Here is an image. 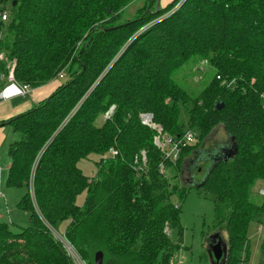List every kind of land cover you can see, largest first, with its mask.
<instances>
[{"label": "trees", "instance_id": "obj_1", "mask_svg": "<svg viewBox=\"0 0 264 264\" xmlns=\"http://www.w3.org/2000/svg\"><path fill=\"white\" fill-rule=\"evenodd\" d=\"M7 1L0 0V13ZM10 1L0 91L12 67L17 82L32 88L65 76L47 98L8 121L20 138L9 145L7 184L30 188L32 181L34 197L28 188L19 202L30 212L29 225L18 230L0 221V264H71L53 230L88 264L97 251L104 264H171L181 246L166 228L178 225L176 198L182 202L187 188L223 206L215 230L225 224L226 264L248 256L249 224L264 214V201L251 199L264 180V0H173L163 8L152 0L155 7L132 17L125 9L135 0ZM190 59L202 75L196 83L207 65L214 70L198 93L175 79ZM147 112L169 135L178 139L191 129L199 141L172 162L156 146V130L141 122ZM219 125L229 142L211 152L204 172L192 156ZM113 148L118 155L106 157ZM142 150L147 162L137 166ZM91 155L101 156L92 178L79 166ZM187 156L192 176L204 175L190 187L179 180ZM170 168L178 173L171 176Z\"/></svg>", "mask_w": 264, "mask_h": 264}, {"label": "rangeland", "instance_id": "obj_2", "mask_svg": "<svg viewBox=\"0 0 264 264\" xmlns=\"http://www.w3.org/2000/svg\"><path fill=\"white\" fill-rule=\"evenodd\" d=\"M151 4L152 0H135L131 2L125 9L126 16L132 17L135 13L137 14L138 11L146 8V6L155 7V5L152 6ZM3 8L7 9L6 11L10 16L12 10L11 1L8 0L7 3L1 5V9ZM9 24L10 20L2 22L0 18V38L6 39L8 37ZM0 57L5 58V60L8 58L3 52H0ZM8 64L9 66L12 65L10 62ZM196 66H198V62H196L195 59H190L175 74V79L180 83V85L193 93L200 92L214 75V70L207 67V65V72L205 74L204 80L196 83L195 77H197L199 80V78L202 76L198 75V73L194 71ZM106 116V114L101 116L98 120V124H101L103 117L105 118ZM181 120L187 126L188 114L184 107L181 109ZM18 138H20L19 135ZM198 141L199 138L197 137L195 143ZM228 142L229 136L226 133L224 127L222 125L217 126L206 139L201 141L202 149H204L206 153L204 150H201L198 155L195 154L192 156L193 162L203 166V171L205 172L206 168L212 166L213 164L211 152L213 150H218L222 145ZM1 154H3V151H1ZM109 154L110 152L106 153L105 156L108 157L110 156ZM2 157L3 156L0 158ZM100 158L101 156L99 155H91L89 159L82 160L79 163V166L83 170L84 174L92 178L97 171L95 163L98 162ZM190 158L187 156L184 159L182 165L183 170L180 173L181 178L179 180L182 185H185V187L196 185L199 183V178L204 176L202 173H196L195 176L189 174L188 170H190V167L194 165L188 164ZM168 173H171L170 175L172 176L177 174L178 171L176 168H170L168 169ZM173 181L178 182L176 178H174ZM261 182H264V180ZM256 187L257 185L254 186V189ZM187 190V195L184 200H182V202L176 198L177 202L181 204L178 225H170V229L166 228V231L172 241L181 246V248L173 255L171 264H212L207 251L208 245L210 243V236H213L215 233L219 232L223 239L225 238L227 241V230L225 224L219 226L215 230V227L220 223L223 215L225 214V212L223 214L219 213V211L223 209V206L218 205L210 196H206L205 194L199 192L196 188H187ZM260 192L261 190L259 187L255 192L254 190L252 192L251 199L256 203H262L264 201V195ZM85 197L86 192H83L78 197V203L82 204L85 200ZM12 208H14V206H12ZM255 219L256 220L250 222L247 234L248 241L246 251H248L249 261L242 260L239 261L238 264H264V214H257ZM60 231L62 232L61 229ZM245 258L247 259L246 252Z\"/></svg>", "mask_w": 264, "mask_h": 264}, {"label": "crops", "instance_id": "obj_3", "mask_svg": "<svg viewBox=\"0 0 264 264\" xmlns=\"http://www.w3.org/2000/svg\"><path fill=\"white\" fill-rule=\"evenodd\" d=\"M173 0H158L156 3L157 7H166ZM62 79H53L48 83L39 86L37 88H32L31 93L26 96H18L10 100H0V221L9 222L13 224L16 229H21L30 223V212L23 210L19 206V202L28 192V188L23 186H11L7 184V179L9 177V171L11 167V159L8 155V149L10 143L19 139L18 133L12 124L8 123L9 120L14 117L28 111L36 103L47 98L52 94L62 83ZM104 121V117L102 122ZM3 151V154H1ZM88 176V175H87ZM258 180L252 188V192L257 190L259 187L261 194L264 195V182ZM31 191V187L29 188ZM14 206V208H12ZM6 218V220H5ZM254 220H256L254 218ZM261 229V228H260ZM224 240H226L224 238ZM243 254V253H242ZM244 261H249L248 256L245 259V252L243 254ZM173 256L171 258L172 263ZM243 261V262H244Z\"/></svg>", "mask_w": 264, "mask_h": 264}, {"label": "built area", "instance_id": "obj_4", "mask_svg": "<svg viewBox=\"0 0 264 264\" xmlns=\"http://www.w3.org/2000/svg\"><path fill=\"white\" fill-rule=\"evenodd\" d=\"M183 1L184 0H181L180 3H182ZM0 16L1 19L4 21H7L9 19V14L6 10L0 13ZM206 63L207 61H203V64ZM200 69L203 70V66H201ZM64 76L65 73L62 71L59 77L64 78ZM218 79H220V76H218ZM226 83L228 86H230L235 83V80H231V81L222 80L223 85ZM31 89L32 87L29 84H25V83L20 84L19 82H17L12 67L7 76V82L5 87L0 91V100H10L18 96L29 95L32 91ZM261 97L264 100V94H262ZM114 109L115 106H112L106 117H109L114 111ZM140 118L143 124L156 130L157 134L155 135V140H154L155 144L164 153L165 157L170 159L172 162L177 161L183 147L195 144L197 134L191 129H188L182 137L177 139L169 135L168 133L164 132L163 127L160 124L154 122L152 113H148V112L141 113ZM109 155L116 156L118 155V151L115 149H111ZM146 162H147L146 151L142 150L134 158V163L135 165L137 164V166H141V163L145 164ZM160 169L161 171H164V166L162 164L160 165ZM30 187H31V193L34 197L32 181L30 183ZM53 233L62 243L66 251V254L71 260V264H88V262L82 257V255L78 252V250L75 248V246L72 243H70L64 236H62L58 232L53 230Z\"/></svg>", "mask_w": 264, "mask_h": 264}, {"label": "water", "instance_id": "obj_5", "mask_svg": "<svg viewBox=\"0 0 264 264\" xmlns=\"http://www.w3.org/2000/svg\"><path fill=\"white\" fill-rule=\"evenodd\" d=\"M16 3V0L14 1ZM223 104L220 103L218 109H222ZM212 238L215 242L209 243L207 251L212 264H226L228 258V242L223 239L219 232L215 233ZM104 254L102 251H97L94 255L95 264H104Z\"/></svg>", "mask_w": 264, "mask_h": 264}, {"label": "flooded vegetation", "instance_id": "obj_6", "mask_svg": "<svg viewBox=\"0 0 264 264\" xmlns=\"http://www.w3.org/2000/svg\"><path fill=\"white\" fill-rule=\"evenodd\" d=\"M193 172H192V167H190V171H189V174L191 175ZM209 241L211 242V243H213V242H215V239L214 238H212L211 236H210V239H209Z\"/></svg>", "mask_w": 264, "mask_h": 264}]
</instances>
